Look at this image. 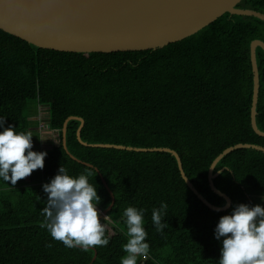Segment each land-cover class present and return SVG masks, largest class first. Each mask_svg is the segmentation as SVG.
<instances>
[{"label": "trees", "instance_id": "1", "mask_svg": "<svg viewBox=\"0 0 264 264\" xmlns=\"http://www.w3.org/2000/svg\"><path fill=\"white\" fill-rule=\"evenodd\" d=\"M235 8L264 14V0H241ZM255 40L264 43L262 21L227 13L184 40L138 52H56L0 31V117L5 127L29 133L26 109L34 104L32 109L46 108L45 125L59 136L58 145L44 151L43 170L15 185L0 180V264H120L128 239L123 212L129 206L145 209L150 245L145 261L138 258L137 264H218L222 244L214 229L219 218L238 204L264 201L263 153L234 150L216 164L213 185L230 199V207L214 212L187 188L171 154L82 146L76 120L66 125L64 151L61 130L74 117L83 121L80 141L87 145L174 151L198 194L223 207L225 201L207 182L212 162L235 145L264 148V138L250 127L249 46ZM255 55V123L264 133V52L257 48ZM61 166L74 177L97 170L89 182L101 197L99 213L111 204L99 175L112 193L107 247L69 249L41 226L47 199L42 185ZM161 203L167 204L162 222L169 225L163 234L151 219Z\"/></svg>", "mask_w": 264, "mask_h": 264}, {"label": "water", "instance_id": "2", "mask_svg": "<svg viewBox=\"0 0 264 264\" xmlns=\"http://www.w3.org/2000/svg\"><path fill=\"white\" fill-rule=\"evenodd\" d=\"M241 0H0V31L21 39L34 47L65 53H114L138 52L162 49L194 35L225 13L235 16L253 17L264 23V14L237 9ZM264 52V43H250L249 57L252 72V99L250 127L261 138L255 123L259 90V76L255 51ZM69 120L80 126L77 141L85 147L133 152H161L171 154L177 164L182 180L191 193L209 210L223 212L229 209L230 199L213 185L218 173L213 174L216 164L234 150L251 149L264 154V148L255 145H235L225 149L209 167L207 182L209 189L225 201L223 207L206 202L186 178L178 155L169 149L141 150L116 145H87L80 141L83 121L70 117L61 130V146L66 150L65 133ZM49 129V126L46 127ZM69 157L75 160L69 153ZM97 171V170H95ZM107 190L111 204L100 213L106 216L114 203V197L99 175ZM95 255L92 259L94 261Z\"/></svg>", "mask_w": 264, "mask_h": 264}, {"label": "clouds", "instance_id": "3", "mask_svg": "<svg viewBox=\"0 0 264 264\" xmlns=\"http://www.w3.org/2000/svg\"><path fill=\"white\" fill-rule=\"evenodd\" d=\"M11 125L5 127V118L0 117V180L12 185L30 176L35 170H43L46 152L33 151L31 133L17 132ZM95 170L71 176L64 167L50 182L42 185L46 194V206L41 210L42 227L53 240L65 247L89 251L107 247L105 221L100 219L98 205L101 197L97 187L89 182ZM264 199V198H262ZM167 204L153 208L151 219L157 233L169 225L162 222L167 214ZM145 209L133 206L123 212L127 242L122 246L126 253L120 264H137L138 258H146L150 245L145 229ZM214 238L220 241L218 264H264V206L238 204L230 214L219 218L214 229Z\"/></svg>", "mask_w": 264, "mask_h": 264}, {"label": "rangeland", "instance_id": "4", "mask_svg": "<svg viewBox=\"0 0 264 264\" xmlns=\"http://www.w3.org/2000/svg\"><path fill=\"white\" fill-rule=\"evenodd\" d=\"M34 104H28L26 111V118L29 125V133L33 136V151L44 152L50 148L56 147L59 143V136L57 132L49 131L47 129L46 119L47 112L44 107H32ZM257 204L263 206L264 201L261 200Z\"/></svg>", "mask_w": 264, "mask_h": 264}, {"label": "built area", "instance_id": "5", "mask_svg": "<svg viewBox=\"0 0 264 264\" xmlns=\"http://www.w3.org/2000/svg\"><path fill=\"white\" fill-rule=\"evenodd\" d=\"M142 261H145V258H143Z\"/></svg>", "mask_w": 264, "mask_h": 264}]
</instances>
